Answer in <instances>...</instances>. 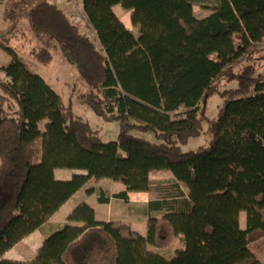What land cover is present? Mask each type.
<instances>
[{
	"label": "trees",
	"instance_id": "16d2710c",
	"mask_svg": "<svg viewBox=\"0 0 264 264\" xmlns=\"http://www.w3.org/2000/svg\"><path fill=\"white\" fill-rule=\"evenodd\" d=\"M80 2L99 46L50 0L6 17L28 19L38 63L52 62L56 44L90 89L82 103L118 120L121 133L103 142L9 46L11 34L0 35L11 59L3 67L9 81L0 79V104L9 99L17 107L9 114L0 106V264H261L251 246L264 239V73L248 66L234 76V70L256 55L264 60V0H212L204 18L194 0ZM116 5L132 12L138 36ZM226 77L238 86L218 90ZM215 94L223 104L210 119L207 102ZM133 130L153 132L161 143ZM204 132L206 147L182 151ZM65 169L83 173L57 180L56 171ZM162 171L173 178L151 179ZM93 179L119 183L123 190L112 197L125 202L130 192L151 195L146 235L99 222L83 203L32 261L4 259ZM89 193L110 202L103 189ZM180 236L184 248L163 254Z\"/></svg>",
	"mask_w": 264,
	"mask_h": 264
},
{
	"label": "rangeland",
	"instance_id": "374dc122",
	"mask_svg": "<svg viewBox=\"0 0 264 264\" xmlns=\"http://www.w3.org/2000/svg\"><path fill=\"white\" fill-rule=\"evenodd\" d=\"M24 1L25 0H0V35L11 34V41L9 43V46L17 50L20 56L28 63L31 71L43 77L49 83V85L62 96L64 103L68 106H71L77 116L81 117L85 122H88L91 128L94 131L98 132L99 137L103 142L110 143L117 141L121 133L120 122L118 120L107 121L98 116L88 105L82 103L80 96L88 93L90 89L88 85L80 78L76 67L65 59L61 51L57 49L55 43L51 44V53L53 56V60L50 64L42 65L31 58V50L35 46V39L28 19L25 17H6V13L8 12V10H14L17 15H23L39 3V0H27L26 2ZM64 1L69 7V11H67V14L69 15L71 21L79 27L82 33L89 36L90 39L95 42L96 46H99L97 35L89 26L80 0ZM195 1H197L195 9L199 17L202 15L201 8L205 10L204 8L209 7L212 3V0ZM19 2L24 3L21 6H16V4ZM117 13L121 15L123 12L121 10H118ZM125 17H128V15L126 14V16H121V19L124 20ZM128 22L131 25V20H128ZM131 28L133 29L134 34L139 35V31H137L133 26H131ZM10 61V57L2 49H0V79H3L7 82L9 81V78L3 71V67L7 66ZM248 66H252L257 69L258 72L264 73V60L256 55L248 62L240 63V65L234 70V76L240 75ZM237 86L238 82L235 77L232 79L226 77L221 79L217 83V88L220 91L233 89ZM222 104L223 99L219 94H215L214 96H212L207 102V117H209L210 119L217 118L219 109ZM0 106L9 114H12L17 108L14 102L9 99H7L6 103L3 106L1 104ZM204 128H207L206 123L204 124ZM131 134L135 137L147 139L156 143H161V141L156 138V135L153 132L133 130ZM207 145L208 139L204 132L200 137L192 138L189 143L181 146V149L184 153H189L197 151L200 148L206 147ZM74 173L77 172L74 171L73 174ZM158 173L152 175V177L165 178L168 176V174H171L170 172ZM89 189H103L105 193L109 195V197H112L113 195H116L123 190L119 183L110 179L91 180L88 184L87 191ZM82 196H84V194ZM97 197L98 195H94L93 197L88 195L87 200L96 205L98 209V218L100 219V221L116 222L128 225L129 230H122V232L126 235L130 230H139V233L142 235L147 234V226L145 227L144 231V225L147 216L145 215V208L143 206H133L130 204V202H124L112 197L109 204H105L100 207L97 206L98 203H96ZM133 198L135 197L133 196ZM75 204L76 201L72 204V206ZM69 216L70 215L67 214V209H64L55 217L52 223L46 225L44 229L38 231L36 234L27 237L24 242H21V244L10 251L7 255V258L9 260L23 262L32 261L36 257L38 249L41 248L44 238L47 237V235L49 236L52 233L56 232L62 226L67 224ZM241 224L243 228H246V214H244V216L242 217ZM183 248L184 244L182 242V236H180L174 242L170 249L163 250L162 253L166 256L168 255L170 257H173L177 250Z\"/></svg>",
	"mask_w": 264,
	"mask_h": 264
},
{
	"label": "crops",
	"instance_id": "0c3cea01",
	"mask_svg": "<svg viewBox=\"0 0 264 264\" xmlns=\"http://www.w3.org/2000/svg\"><path fill=\"white\" fill-rule=\"evenodd\" d=\"M2 1H4V0H2ZM51 1V0H50ZM52 2H54V3H56V4H58L61 8H63V10L66 12V13H68L67 11H69L68 10V5L66 4V2L63 0H54V1H52ZM194 2H195V8H196V4H197V1H195L194 0ZM211 6V5H210ZM209 6V7H210ZM203 7H205V6H203ZM202 9V15L200 16V18H204V17H207L209 14H210V11L209 10H207L206 8H204L205 10H203V8H201ZM114 10H115V12L117 13V11L118 10H121L123 13L120 15L119 13H117V15L120 17V19H121V16H126V14L128 15V17H125L124 18V20H122L123 21V23L126 25V27L128 28V29H130L132 32H133V29L131 28V26H133V24H132V20H131V15H132V12H129V11H126V10H124L123 8H122V6L121 5H116L115 7H114ZM195 12H196V9H195ZM196 15H197V12H196ZM198 16V15H197ZM199 17V16H198ZM128 20H131V25L129 24V22H128ZM134 27V26H133ZM137 31H139V28L138 27H134ZM136 35V34H135ZM136 36H138V35H136ZM73 172L74 171H71V170H57L56 171V178L58 179V180H62V181H66V180H70L75 174H81V173H83V172H81V171H75V172H77V173H74L73 174ZM159 173H169L168 171H163V172H159ZM158 173V174H159ZM154 174H156V173H152L151 174V179L152 180H164V179H172L173 178V175H171V174H168V176L167 177H165V178H162V177H159V178H153L152 177V175H154ZM94 180V179H93ZM89 184V183H88ZM88 184L84 187V188H82L80 191H78L41 229H39V230H37L36 232H34L33 234H36L38 231H40V230H42V229H44V227H46V225H49V223H52V221L55 219V217L58 215V214H60L64 209H67V214L68 215H71L72 213H73V211L79 206V205H81V204H83V203H87V204H89L94 210H95V212H96V219L99 221V222H103V221H100V219L98 218V209H97V207H96V205H94V204H92L91 202H89L88 200H87V196L89 195V196H91V197H93L94 195H98L97 193H94V194H92V195H90V189L87 191V187H88ZM122 187V186H121ZM123 189V188H122ZM92 190H94V189H92ZM84 194V196H82ZM133 196L135 197V198H133ZM79 197H81V198H79ZM112 198V197H111ZM129 198H130V200L128 201V202H130V204L131 205H133V206H135V205H137V206H143L144 208H145V215L147 216V219H146V222H145V225H144V231H145V227L147 226V222H148V216L150 215V211H149V208H148V205H149V203H150V201H151V195L149 194V193H145V192H130L129 193ZM118 200H120V199H118ZM76 201V204L75 205H73L72 206V204L74 203ZM79 201V202H78ZM121 201H123V200H121ZM125 202V201H124ZM96 203H98L97 204V206H100V207H102V205H105V204H100L99 202H98V197L96 198ZM110 203V202H109ZM79 204V205H78ZM107 205V204H106ZM244 214L245 213H242V215H241V221H242V217L244 216ZM147 230H148V228H147ZM135 231H137V232H139V230H135ZM143 231V232H144ZM33 234H31V235H33ZM30 235V236H31ZM30 236H28V237H30ZM47 237H48V235H47ZM47 237H45L44 238V241H45V239L47 238ZM26 239V238H25ZM25 239L22 241V242H24L25 241ZM43 241V242H44ZM43 242H42V244H43ZM19 244H21V243H19ZM18 244V245H19ZM17 245V246H18ZM16 246V247H17ZM42 246V245H41ZM15 248V247H14ZM13 248V249H14ZM12 249V250H13ZM11 250V251H12ZM39 250V249H38ZM251 251H252V253L254 254V256L256 257V259L261 263V264H264V239H262V240H260V241H258V242H256V243H254L252 246H251ZM10 252V251H9ZM9 252L8 253H6L5 255H4V259H8L7 258V255L9 254Z\"/></svg>",
	"mask_w": 264,
	"mask_h": 264
},
{
	"label": "bare ground",
	"instance_id": "6f19581e",
	"mask_svg": "<svg viewBox=\"0 0 264 264\" xmlns=\"http://www.w3.org/2000/svg\"><path fill=\"white\" fill-rule=\"evenodd\" d=\"M63 9V8H62ZM66 170V169H65ZM57 179V178H56ZM58 180V179H57ZM148 223V222H147Z\"/></svg>",
	"mask_w": 264,
	"mask_h": 264
}]
</instances>
